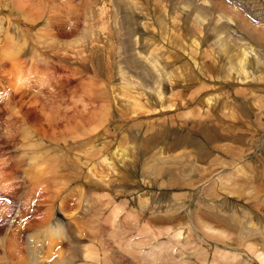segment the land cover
I'll use <instances>...</instances> for the list:
<instances>
[{
    "label": "rangeland",
    "instance_id": "374dc122",
    "mask_svg": "<svg viewBox=\"0 0 264 264\" xmlns=\"http://www.w3.org/2000/svg\"><path fill=\"white\" fill-rule=\"evenodd\" d=\"M24 1L33 16L4 7ZM262 74L264 0H0V264H264L250 241L189 219L201 200L237 232L264 222ZM140 180L137 207L126 191ZM164 210L174 225L152 223Z\"/></svg>",
    "mask_w": 264,
    "mask_h": 264
},
{
    "label": "bare ground",
    "instance_id": "6f19581e",
    "mask_svg": "<svg viewBox=\"0 0 264 264\" xmlns=\"http://www.w3.org/2000/svg\"><path fill=\"white\" fill-rule=\"evenodd\" d=\"M63 1V0H62ZM65 1V0H64ZM84 1H86V0H84ZM93 1V0H92ZM205 1V0H204ZM82 2V1H81ZM80 2V3H81ZM40 3V2H39ZM90 3V6H91V2H89ZM93 3V2H92ZM98 3V2H97ZM172 3V2H171ZM200 3V5L202 6V5H204V2H199ZM198 3V4H199ZM28 4H29V2L28 1H24L22 4H20V5H17V6H10V5H5L4 7L6 8V9H11V10H14V11H16L17 12V14L19 13L20 15H23V16H26L25 18H27L28 17V15H30V16H33V14L31 15V14H28V13H26L25 12V10H28V12L29 13H32V9H29V7H28ZM82 4H83V7L85 6V4L82 2ZM94 4V3H93ZM205 4H206V2H205ZM215 4H217V3H215ZM214 4V5H215ZM66 5H68V4H66ZM79 5V4H78ZM77 5V6H78ZM89 5V4H88ZM87 4H86V6H88ZM96 5V4H95ZM211 5H213V3L211 4ZM218 5V4H217ZM70 6V5H69ZM73 6V5H72ZM85 6V7H86ZM99 5L97 4V7H98ZM102 6V5H101ZM219 6V5H218ZM220 6H221V4H220ZM82 7V6H81ZM82 7V8H83ZM84 7V8H85ZM73 8V7H72ZM74 8H76L75 6H74ZM74 8H73V11H72V9H71V7H70V9H71V11H72V14H74L75 12V10H74ZM80 8V7H79ZM87 8V7H86ZM85 8V9H86ZM93 8H94V6H93ZM100 8V7H99ZM222 9H224L223 8V6L221 7ZM227 8V7H226ZM225 8V9H226ZM78 9V8H77ZM90 9V8H89ZM104 9V8H103ZM219 9V8H218ZM80 10V9H79ZM96 10H98V9H96ZM95 10V11H96ZM102 10V9H101ZM100 10V11H101ZM185 10V9H184ZM230 10V9H229ZM71 11H69V13L71 12ZM93 11H94V9H93ZM103 11H105V10H103ZM169 11V10H168ZM171 11V10H170ZM220 11V10H219ZM234 11H237V10H234ZM233 11V12H234ZM10 12V11H9ZM12 12V11H11ZM78 12H80V11H78ZM165 12V11H164ZM163 12V13H164ZM225 12V11H224ZM239 12V11H238ZM238 12H235V13H238ZM24 13L25 14H28V15H24ZM102 13V12H101ZM100 13V14H101ZM217 13V12H216ZM222 13V12H221ZM240 13V12H239ZM238 13V14H239ZM14 14V13H13ZM71 14V13H70ZM76 14V13H75ZM106 14V13H105ZM79 14H77L76 15V19H78L77 18V16H78ZM80 15H81V13H80ZM12 16V15H11ZM37 16L39 17L40 16V14H37ZM73 16V15H72ZM87 16H89L88 14H87ZM97 16H98V14H97ZM167 16V15H166ZM103 17V16H102ZM101 17V18H102ZM107 17V16H106ZM169 17V16H168ZM89 18V17H88ZM98 19H99V17H97ZM223 18V17H222ZM226 18V17H225ZM230 18V17H229ZM30 19V18H29ZM32 19H33V17H32ZM72 19H73V21L75 20V23H76V19H74L73 17H72ZM27 20V19H26ZM101 20V19H100ZM107 20V19H106ZM222 20V19H221ZM224 20H226V19H224ZM228 20H230V19H228ZM28 21V20H27ZM30 21H32V20H30ZM80 21V20H79ZM218 22H219V20H218ZM224 22V21H223ZM107 24H108V22H106ZM106 24V25H107ZM214 24V23H213ZM51 25V24H50ZM202 25V24H201ZM48 26V25H47ZM109 26V25H108ZM211 26V25H210ZM103 27H106V26H104L103 25ZM202 27V26H201ZM251 27V26H250ZM253 27V26H252ZM251 27V28H252ZM99 28H102V27H99ZM249 28V27H248ZM251 28H249V30H251ZM255 29V28H254ZM214 30V29H213ZM248 30V29H247ZM102 31V30H101ZM100 31V32H101ZM255 31V30H254ZM248 32V31H247ZM252 32V31H251ZM258 32H260V31H258ZM254 33V32H253ZM91 34H93V33H91ZM103 34V33H102ZM229 34V33H228ZM227 34V35H228ZM258 34H260V33H258ZM105 35H107L106 33H104V36ZM221 35V34H220ZM252 35V34H251ZM88 36V35H87ZM231 36L232 35H229V39H232L231 38ZM261 36H262V34H261ZM261 36H258V37H260L261 38ZM73 37V36H72ZM220 37V39H221V37H222V39H224V37L221 35V36H219ZM74 38V37H73ZM72 38V39H73ZM228 38V37H227ZM263 38V37H262ZM261 38V39H262ZM219 39V38H218ZM233 40V39H232ZM194 41V40H193ZM227 41V40H226ZM231 41V40H230ZM238 41V40H237ZM71 42H73V40L71 41ZM100 42H101V40H100ZM195 42H196V40H195ZM215 42V41H214ZM218 42H220V40L218 41ZM225 42V41H224ZM194 43V42H193ZM192 43V44H193ZM187 45V44H186ZM194 45V44H193ZM71 46V45H70ZM177 46V45H176ZM74 47V46H73ZM72 47V48H73ZM195 47V46H194ZM232 47V46H231ZM245 47V46H244ZM237 48V47H236ZM243 48V47H242ZM242 48H238L239 50H238V57H236V58H238V59H236L237 60V65H238V67L240 68V60L242 61V62H244L245 64L247 63V61H248V57H249V55H248V52H246V51H244V50H242ZM71 51V50H70ZM254 51V50H253ZM251 54V53H250ZM212 55H210V57H211ZM241 56H242V58H241ZM163 58V57H162ZM230 58V57H229ZM228 58V59H229ZM248 58V59H247ZM219 59V58H218ZM247 59V60H246ZM223 60V59H222ZM215 62V61H214ZM250 62V61H249ZM243 63V64H244ZM242 63H241V65H243ZM244 64V65H245ZM236 65V66H237ZM248 65V64H247ZM233 66V65H232ZM221 68V67H220ZM235 68V67H234ZM238 68V69H239ZM210 69V68H209ZM246 69V68H245ZM228 71H230V74H229V76L232 74V72L235 70H233L232 69V67H228V69H227ZM242 73V72H241ZM248 73V72H247ZM262 76H264L263 74H262ZM249 77V76H248ZM183 78V77H182ZM181 78V79H182ZM185 79V78H184ZM210 81V80H209ZM132 83V82H131ZM135 83V82H134ZM136 84H137V82H136ZM134 85V84H133ZM135 88V87H134ZM136 88H139L138 86L136 87ZM130 90V89H129ZM144 90V89H143ZM144 92V91H143ZM144 94V93H143ZM134 95V94H133ZM138 95H139V93H138ZM241 95V94H240ZM138 97L141 99V101H143V97L142 96H132V98H133V101L136 103V105L140 108V109H144V107H146V105L145 106H143L144 104L140 101V99H138ZM259 100V99H258ZM139 101V102H138ZM251 101V100H250ZM162 101H158L157 103H161ZM210 103V102H209ZM156 104V103H155ZM153 106H155V105H153ZM162 106V105H161ZM169 107V106H168ZM167 107V108H168ZM175 107V106H174ZM149 108V107H148ZM181 108V107H180ZM125 109H126V114L128 113H130V115L132 116L133 115V109L134 108H132V106H128V107H125ZM149 109H151V107L149 108ZM166 109V108H165ZM170 109H171V107H170ZM184 109V108H183ZM135 110V109H134ZM138 110V109H137ZM146 110V109H145ZM152 110H153V108H152ZM144 111V110H143ZM183 111V110H182ZM134 112H136V111H134ZM130 115H129V117H130ZM127 117V116H126ZM135 117V116H134ZM96 120V119H95ZM93 121H94V119H93ZM98 122V121H97ZM85 123V122H84ZM87 123V122H86ZM96 125V124H95ZM74 130H78V128H75ZM240 130V129H239ZM72 131H73V129H72ZM66 132H71V130L69 129V130H66ZM78 133H84V131L83 130H78L77 131ZM23 135H25V134H23ZM76 135V134H75ZM99 136H100V134H99ZM28 138V137H27ZM96 139V138H95ZM93 141V140H92ZM95 142V141H94ZM99 142H96V144H98ZM182 143V142H181ZM92 144V143H91ZM95 144V143H94ZM100 144H102V147H103V142H101ZM127 144V143H126ZM89 145V144H88ZM94 146V145H93ZM98 147H100V145L98 144L97 145ZM116 146V145H115ZM128 146V145H127ZM130 146V145H129ZM95 147V146H94ZM94 147H93V149H94ZM118 147V146H117ZM116 147V149L117 150H115V148H114V150H115V153L114 154H116V153H118L119 152V149ZM61 148V147H60ZM71 148V147H70ZM88 148H89V146H88ZM106 148H107V145H106ZM167 148H169V147H167ZM179 148V147H178ZM213 148V147H212ZM63 149H65V148H63ZM92 149V150H93ZM95 149L97 150V147H95ZM108 149V148H107ZM113 149V148H112ZM133 149V148H132ZM175 149V148H174ZM67 150V149H66ZM65 150V151H66ZM85 150H86V148H85ZM84 150V151H85ZM88 150V149H87ZM90 150V149H89ZM99 150V149H98ZM101 150H102V148H101ZM120 150H122V148L120 149ZM68 151V150H67ZM66 151V153H68ZM104 151V150H103ZM123 151V150H122ZM64 152V151H63ZM70 153H72V150L71 151H69ZM102 152V151H101ZM126 150H125V152H123L122 153V155H121V153H119V154H117V159L118 158H120V157H122L121 159H125V155H126ZM166 152V151H165ZM65 153V154H66ZM69 153V154H70ZM93 153H94V151H93ZM129 153V152H128ZM131 153V152H130ZM157 153H158V151H157ZM58 154H60V153H58ZM92 154V153H91ZM107 154H109V153H107ZM166 154V153H165ZM181 154H183L186 158H187V160H188V163L189 162H194L195 161V159H193L192 157H194V155L190 152V151H188L187 149L186 150H183V151H181ZM68 155V154H67ZM71 156H72V154H70ZM85 155H87V154H85ZM196 155V154H195ZM74 156V155H73ZM77 156V155H76ZM88 157H90V155H87ZM95 157H97V155H96V153H95V155H94ZM102 156V155H101ZM32 157V156H31ZM128 157V156H127ZM132 157V156H131ZM139 157V156H138ZM154 157H156V158H158V160L157 161H154V160H152V161H154V164L152 163V167H151V169L153 168V166L154 165H157V166H159L161 163V161L164 159V157H162L160 154H155V155H153V157H150V158H154ZM33 158V157H32ZM39 158V157H38ZM43 158V157H42ZM92 158V157H91ZM106 158V157H105ZM103 159V162L105 161L106 162V159L107 158H109V157H107L106 159ZM112 158V157H111ZM133 158V157H132ZM49 159V158H48ZM71 159V158H70ZM85 159V158H84ZM110 159V158H109ZM219 159V158H218ZM253 159V158H252ZM42 160V159H41ZM49 160H51V159H49ZM87 160V159H86ZM89 160V159H88ZM94 160V159H93ZM132 160V159H131ZM130 160V161H131ZM226 160H228V159H226ZM51 161H55V160H51ZM50 161V162H51ZM80 161V160H79ZM121 161V160H120ZM136 161V160H135ZM164 161V160H163ZM216 161V160H215ZM220 161V160H219ZM46 163H47V161H45ZM123 163H124V161H122ZM137 162V161H136ZM148 162V161H147ZM146 162V163H147ZM196 162V161H195ZM218 162V161H217ZM220 162H222V161H220ZM220 162H218V163H220ZM33 163V162H32ZM63 163V162H62ZM69 163V162H68ZM71 163V162H70ZM85 163V162H84ZM138 163H140V162H138ZM215 163V162H214ZM223 163V162H222ZM225 163V162H224ZM41 164V163H40ZM87 164H88V162H87ZM194 164V163H193ZM44 165V164H43ZM82 165V164H81ZM105 165V164H104ZM113 165V164H112ZM111 165V166H112ZM123 165H126V163L125 164H122V167H123ZM127 165H128V163H127ZM126 165V166H127ZM138 165V164H137ZM136 165V166H137ZM197 164L195 163L194 164V166L195 167H197L198 169L200 168L201 169V167L199 166H196ZM46 165H44V167H45ZM50 166V165H49ZM48 166V167H49ZM126 166H124V168L126 167ZM212 166V165H211ZM262 166V165H261ZM51 167V166H50ZM58 167H59V164H58ZM113 167V166H112ZM121 167V166H120ZM119 167V168H120ZM121 167V168H122ZM52 168H53V166H52ZM57 168V167H56ZM60 168H62V167H60ZM140 168V167H139ZM148 168V167H147ZM150 168V167H149ZM149 168H148V170H149ZM262 168V167H261ZM49 169H51V168H49ZM112 169V168H111ZM135 169H137V168H135ZM146 169V168H145ZM39 170H41V169H39ZM57 170V169H56ZM63 170H67V169H63ZM121 170V169H120ZM153 171L154 170H156V167H155V169H152ZM36 171V170H35ZM38 171V170H37ZM68 171V170H67ZM127 171V170H126ZM129 171V170H128ZM143 171V170H142ZM144 171H146L147 172V170H144ZM157 171V170H156ZM263 171V170H262ZM46 171H44V173H45ZM138 173H139V170L137 171ZM149 172H150V170H149ZM155 172V171H154ZM37 173H39V172H37ZM42 173V172H41ZM41 173H39V175H36L37 177L39 176V177H45L46 175H47V173H46V175H43V173L41 174ZM58 174H59V172H57ZM63 173V172H62ZM69 173V172H68ZM41 175V176H40ZM147 175H149V173L147 172V173H143L142 172V175L140 174V176L144 179V180H146L147 179ZM153 175H154V173H153ZM254 175V174H253ZM58 176H60V175H58ZM151 176V175H150ZM36 177V178H37ZM61 177H63V176H61ZM65 177V176H64ZM67 177V176H66ZM90 177V176H89ZM138 177H139V175H138ZM149 177V176H148ZM58 179H59V177H57ZM112 178V177H111ZM126 178V177H125ZM146 178V179H145ZM150 178V177H149ZM39 179H41V178H38V181H39ZM57 179V180H58ZM67 179H68V177H67ZM34 180V179H33ZM42 180V179H41ZM75 180V179H74ZM144 180H140L139 181V183H138V188L137 189H134V190H132V191H129L128 192V190L126 191L127 192V196H128V198L130 199V201H131V204L133 205V206H137L138 207V205H140L141 206V201L139 202V200H140V198L141 197H143V200H144V195L143 194H140V193H142V192H144V190L145 189H148V187H146V185H145V181ZM47 181V180H46ZM59 181V180H58ZM73 181V180H72ZM126 181V180H125ZM43 182V181H42ZM149 182V181H148ZM147 182V183H148ZM154 182V181H153ZM158 182V181H157ZM257 182V181H256ZM45 183V182H44ZM49 183H56V181L52 178V180H50L49 181ZM74 183H75V181H74ZM79 183V182H78ZM43 185V184H42ZM46 185H47V183H46ZM159 184H157V186H158ZM255 185V184H254ZM48 186V185H47ZM86 186H87V184H86ZM89 186V185H88ZM253 186V185H252ZM73 187V186H72ZM72 187H71V189H72ZM135 187H137V185L135 186ZM213 187V186H212ZM251 187V186H250ZM134 188V187H133ZM52 189V188H51ZM70 189V188H69ZM68 189V190H69ZM159 189H161V185H159V188L157 189V187L155 186V188H154V190H159ZM256 189V191L257 192H260L261 191V189L259 188V187H256L255 188ZM67 190V191H68ZM91 190V189H90ZM50 191V190H49ZM39 192V191H38ZM123 192V191H122ZM125 192V191H124ZM123 192V193H124ZM140 194V195H139ZM157 195H162L163 194V192L162 193H156ZM125 195V194H124ZM59 196V195H58ZM257 198V201H259V199L261 200V201H264V194L263 195H261V197L259 198V197H256ZM259 198V199H258ZM195 199H198V198H195ZM203 205V201H201V200H199L197 203H196V205L193 207V212H192V214L190 215V217H189V219L191 220V222L193 223V221L194 220H196L197 222H198V219H203V220H205V221H207V222H209V223H211V224H213V226H215V227H219V228H223V229H226V230H228V231H230V232H233V233H231L232 235H236V239H235V241L237 242L238 241V239H240V241H250V244L249 245H251L250 246V248L251 247H256L257 249H260L261 248V250L262 251H264V222L263 223H260V222H254L253 224L252 223H249L248 225L249 226H252V227H254L255 228V230L254 229H252V232H245V230H243V231H240V232H237V230H235L234 228H232L229 224H228V222H226V221H224V220H221L219 217H218V212H219V210H218V208H219V205H215L213 208L215 209V211H216V213H213V214H202L201 213V209H199L201 206ZM136 207V208H137ZM240 207V206H239ZM149 210V208H144L143 209V213H145V211L146 210ZM163 209V208H162ZM242 209V208H241ZM147 210V211H148ZM51 212H53V211H51ZM51 212H49V213H51ZM164 212V215H160V216H162V217H160V216H154V218H153V220H151L152 221V223L154 224V225H162V226H172V225H174V218H169V217H167V216H165V214H166V212H165V210L163 211ZM250 211H247L246 210V212H245V214L246 213H249ZM48 213V214H49ZM149 214V213H148ZM147 214V215H148ZM250 214V213H249ZM52 215V214H51ZM50 215V216H51ZM149 216H150V214H149ZM151 217V216H150ZM249 217V216H248ZM49 218V217H48ZM252 219H250V221H251ZM43 221V220H42ZM41 221V222H42ZM45 221H47V220H45ZM43 223H44V221H43ZM254 224L256 225V226H254ZM57 224H54V225H52V228L51 227H49L48 229H50L52 232H56L57 230H58V226H56ZM193 225H194V223H193ZM200 225V223H198V225H196V226H199ZM195 226V225H194ZM204 227V226H203ZM237 233H238V235H237ZM42 234H45V236L46 235H48L49 236V232H47V231H44V233H42ZM230 234V235H231ZM34 235H36V234H34ZM180 235H182V234H180ZM180 235L178 236V237H180ZM244 235V236H243ZM47 238V237H46ZM258 238H259V241H258ZM239 242V241H238ZM115 248V247H114ZM237 249V248H236ZM253 249V248H252ZM256 249V250H257ZM62 251V250H61ZM259 252H260V250H258ZM78 252V251H77ZM258 252V253H259ZM55 253V252H54ZM74 253V252H73ZM79 253V252H78ZM85 253L86 254H90V249L89 248H87V250H85ZM253 253H254V251H253ZM256 253V252H255ZM56 254V253H55ZM28 256H29V254H27ZM61 253H60V251H59V256L57 257V258H61ZM79 256V255H78ZM75 257H77V254H75L74 253V255H72V258L71 259H64L63 258V260L61 261V260H59V262H60V264H75V263H77V262H75V261H73V259L75 258ZM31 259V258H30ZM31 261V260H30ZM75 262V263H74ZM31 263V262H30ZM57 263H58V261H57ZM78 264H79V262H78Z\"/></svg>",
    "mask_w": 264,
    "mask_h": 264
}]
</instances>
